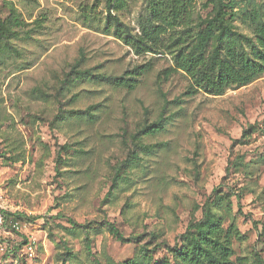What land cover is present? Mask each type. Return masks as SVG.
I'll use <instances>...</instances> for the list:
<instances>
[{
  "label": "rangeland",
  "instance_id": "rangeland-1",
  "mask_svg": "<svg viewBox=\"0 0 264 264\" xmlns=\"http://www.w3.org/2000/svg\"><path fill=\"white\" fill-rule=\"evenodd\" d=\"M233 1L248 40L232 35L223 52L255 56L264 0ZM212 8L0 0V22L12 19L17 32L0 33V178L9 212L28 225L1 243L16 255L29 237L36 244L17 264H155L209 212L230 233L236 264H264V73L213 94L178 65ZM118 21L133 35L153 25L158 52L137 53ZM138 65L146 71L133 88L107 79Z\"/></svg>",
  "mask_w": 264,
  "mask_h": 264
},
{
  "label": "trees",
  "instance_id": "trees-1",
  "mask_svg": "<svg viewBox=\"0 0 264 264\" xmlns=\"http://www.w3.org/2000/svg\"><path fill=\"white\" fill-rule=\"evenodd\" d=\"M111 1L107 0L109 5H111ZM210 3L213 4L212 15L207 16L204 20L206 22L205 28L191 40L189 51L185 53L183 50H179L178 65L211 93L222 94L228 87L246 85L264 73V22L258 23L255 27V41L249 39L255 43L257 55L251 56L245 51L234 52L232 49L223 52L224 44L230 36L234 35L239 40H248V38L235 28V12L232 9L235 1L210 0ZM13 23L10 18L1 21L0 33L4 36L16 35L17 32L12 27ZM121 25L123 24L118 21L117 35L128 44L133 45L137 53L143 51L158 52L157 36L160 32L154 31L153 25L145 26L147 28H144V35H133ZM210 42V51L207 52ZM80 61L81 59L77 60L75 65H79ZM145 71L143 65H138L132 69L129 75L126 72L121 76H111L107 79L117 85L133 88ZM87 72L77 71L79 75ZM167 103V101L164 103L163 111ZM162 126L163 119H160L155 123L145 124L143 129L139 131L146 132L154 127ZM140 148L148 149L150 147L140 144ZM114 180L116 181V177ZM7 216L17 219L16 214L11 212H8ZM73 223L76 222L73 221ZM107 227L118 240L129 241L130 238H126L114 224L108 223ZM221 227L220 220L216 219L210 212L207 213L201 221L188 228L184 234L185 242L181 248L178 245H166V249L172 254V258H164L155 264H236L232 260L234 250L230 233L227 231V235L223 238L220 231ZM191 228H195V231L190 232ZM66 251L67 257L73 255L70 248H66ZM62 260L63 264H66L67 258L63 257ZM122 264L139 263L134 260H127Z\"/></svg>",
  "mask_w": 264,
  "mask_h": 264
},
{
  "label": "built area",
  "instance_id": "built-area-1",
  "mask_svg": "<svg viewBox=\"0 0 264 264\" xmlns=\"http://www.w3.org/2000/svg\"><path fill=\"white\" fill-rule=\"evenodd\" d=\"M9 204L6 200L4 186L0 178V264H17L18 254L23 256L24 254L28 257H33L35 254V239L34 237H29L28 241L24 246L16 253L8 252V246L1 243L4 238H7L9 235H13L15 232H24L27 234V224L21 223L17 219L8 217ZM26 229V230H25Z\"/></svg>",
  "mask_w": 264,
  "mask_h": 264
}]
</instances>
